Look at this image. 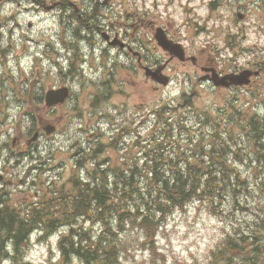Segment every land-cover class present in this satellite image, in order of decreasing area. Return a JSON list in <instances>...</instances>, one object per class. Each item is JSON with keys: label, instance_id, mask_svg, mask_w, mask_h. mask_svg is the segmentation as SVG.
<instances>
[{"label": "flooded vegetation", "instance_id": "obj_1", "mask_svg": "<svg viewBox=\"0 0 264 264\" xmlns=\"http://www.w3.org/2000/svg\"><path fill=\"white\" fill-rule=\"evenodd\" d=\"M155 1L145 2L147 12L132 14L129 12L130 7L127 4L129 0H71L67 4L72 8L68 16H72L74 19L79 18L89 33L82 36L87 40L85 48H88L90 40L100 37V34L96 33L104 28L106 33L102 39L100 53L103 58L115 60V67L111 66L110 69L104 71L99 75L97 81L91 80L87 87L86 79H89L88 74L93 65V71L96 70L95 64L91 62V56L83 59V65L79 66L76 65V59L74 62L71 60L67 69L63 72L59 69L60 73L55 76L46 73L45 68L35 67L29 77L23 76V78L15 80V76L11 72L4 70L0 78V139H2L0 154H2V150H5V147H9L7 157L14 159V157L37 151L41 143L43 141L46 143L47 139L58 136L70 141L90 126L92 131L96 127L100 131L99 123L103 120L95 119V125L91 121L96 116H106L111 106L119 108L116 118L121 119L120 111H127L126 106L124 107L125 74L129 72L141 75L144 67L156 70L157 75L163 72L170 78L174 73L181 74V79L176 80V85L180 86V93L176 98L177 105L184 102L193 103L203 96L206 89L220 93V96L223 97L225 96L224 92L233 93L236 89L252 88L256 78H259L264 70V54L261 56L263 61L254 64L247 61L242 68L235 64L237 57H259L255 54L254 45L252 47L247 45L246 36H238L239 30L242 28H237L232 36L231 33H224L223 35L227 37H220V45L207 42L197 43L196 37L205 27L199 23L192 24L190 22L184 13L185 3L179 2V7L176 9L175 5L149 4ZM258 1L264 3V0H247L239 5V8H242L240 11L242 18L238 24L241 23L244 27L249 24L251 9L248 7V3L254 4ZM57 5L59 3L53 5L37 2L34 9H50L52 12L53 7ZM174 11H179L177 15L180 18L177 20L170 19L171 12ZM46 15L49 17L47 21L52 22L54 15ZM221 31L223 32L222 29ZM159 34L167 41L180 46V52L172 54L164 50L157 40ZM33 42L38 43L36 40ZM52 52L53 48L49 50L46 45L43 55L49 59L48 65L54 63ZM221 57H231L232 59L228 62L217 61ZM2 60L3 49L0 53V63L3 62ZM102 64L104 63L102 62ZM245 70L256 72V77H252L247 86L241 87V85L234 84L237 80L235 75ZM219 76L229 79L222 80ZM47 79L53 83H47ZM214 80L229 85L215 87ZM145 81H151L153 91H161L162 85L158 81L146 76ZM133 83L136 84L135 78ZM110 86L113 87V94L108 90ZM64 87L67 88L66 99L48 107L46 92L49 89ZM82 103L89 108L87 114L91 117L85 123L81 112L76 124L77 128L72 133V130L69 131L70 124L78 114L76 112L73 116V109L68 111L67 106L73 105L77 110V106ZM3 125L9 126L3 129ZM49 127L55 128V133L51 136L46 134V129ZM90 135L81 133L79 141L75 144L77 145L81 141L84 148H88L91 144ZM101 135L99 134L96 140ZM4 180V176L0 174V182Z\"/></svg>", "mask_w": 264, "mask_h": 264}, {"label": "trees", "instance_id": "obj_2", "mask_svg": "<svg viewBox=\"0 0 264 264\" xmlns=\"http://www.w3.org/2000/svg\"><path fill=\"white\" fill-rule=\"evenodd\" d=\"M207 117L215 124V131L209 137L202 136L191 149H186L183 158L184 139L179 128L175 127L173 134L157 135L142 144L143 166L139 172L134 168L129 171L126 185L130 188L122 189L131 198L130 202L109 204V194L102 180L90 185L73 179L70 190L62 187L53 190V194L49 190L42 196L39 207L25 210L7 198L8 192L0 190V256L4 254V244L11 243L12 237L18 242L36 223L56 226L70 220L66 218L68 210H97L99 206H110L113 210H124L118 218L93 219V222H104L109 229L108 235L106 231L100 235L68 234L72 241L61 243V249L67 255L76 253L86 264H119L127 247L118 238L117 229L136 227L143 232L144 239H151L175 208L198 199L217 216L224 213L230 217L238 210H247L251 214L247 226H237L229 221L230 227L219 244L211 249L212 258L208 264H264V202L250 198L264 193V166L243 169L240 165H233L235 160L264 162L260 153L264 147V118L248 116L239 110L234 124L238 125L239 133L247 136L248 147L254 150L253 154H244L245 148L235 151L227 143L235 133L220 130L217 117ZM18 209L27 211L25 218L18 217ZM64 211L62 217H56ZM15 249L13 258L16 260L21 251L19 246Z\"/></svg>", "mask_w": 264, "mask_h": 264}, {"label": "rangeland", "instance_id": "obj_3", "mask_svg": "<svg viewBox=\"0 0 264 264\" xmlns=\"http://www.w3.org/2000/svg\"><path fill=\"white\" fill-rule=\"evenodd\" d=\"M68 1V0H67ZM143 0H130V3H127L131 8L132 12L142 13L144 10H139L140 2ZM10 6V5H9ZM230 10V9H229ZM227 10V11H229ZM224 11V10H223ZM194 12V11H193ZM196 12L200 13V16H206L210 12L203 6L201 9L198 8ZM214 15L218 14L216 10L212 11ZM216 12V13H215ZM36 16L32 19L34 25L33 28L28 31L27 35H41L44 33L45 25L42 23V13L35 12ZM192 15V13H191ZM193 17V16H191ZM211 25V29L213 28V24ZM217 24L223 25L227 29V21L222 20L217 22ZM224 28V29H225ZM30 32V33H29ZM252 34H250L251 36ZM211 35L204 38L202 34L197 38L198 41L202 42L206 39H210ZM252 40V38H250ZM256 52L260 54L263 52L262 45L260 43L257 44ZM238 62L244 63L245 60L237 59ZM20 75L17 74L18 78ZM23 78V76H22ZM50 83V81H48ZM127 86L129 84L127 83ZM126 89V97L129 105L137 104L139 105L143 99L145 103H154L156 95L150 91V89L145 84H139L133 86V88H125ZM207 99H204L200 104L206 102ZM116 102V101H115ZM197 104V103H196ZM155 105V104H153ZM87 108L83 107V114L86 115ZM9 126V125H8ZM8 126L3 125V129L8 128ZM2 139H0L1 141ZM50 144V142H49ZM48 145L43 141L37 152H32L30 154H24L19 158V166L18 170H16L14 160L8 159V151L9 147H5V150H2V154H0V174L4 176L3 183H7L8 179L12 180L15 183H19L21 179L26 180L25 176H21L22 172L30 166V161L35 157L41 159L43 154L39 155L40 152H43V147H47ZM15 158V157H14ZM68 163V162H67ZM14 175L17 177L14 178ZM67 178L62 180V183H65ZM29 183V182H28ZM9 188L12 190V185L9 184ZM27 192L19 193L18 198L25 199V202H32L35 200V193L31 191L26 186ZM24 191V190H23ZM13 198L16 195L13 192ZM27 198H24V197ZM238 218L240 217L237 216ZM223 222L219 221L218 218L212 217L208 215L203 209H197L195 206L191 205L185 210L176 211L168 220L165 228L159 233L158 237V245L163 252L165 261L162 260L163 264H201L206 259L209 254L210 248H212L223 235ZM136 230L129 231L127 239L130 242L127 252H123V264H141L145 262V264H149V259L154 257L155 259H159L158 255L152 256V251L148 248H142L138 246V237L132 235ZM140 234V232H138ZM132 235V236H129ZM37 241L38 236H32V238ZM61 235H47L45 237V242L42 246L39 245H27L23 248V255L26 256V264H56L57 260L50 261V255L52 252L56 255V257L60 256L58 251L57 242ZM10 248V247H9ZM12 251V248H10ZM4 257L0 259V264H8L9 260H4ZM59 259V258H58ZM61 261V260H60ZM60 264V262L58 263ZM63 264H66L65 262ZM71 264H83L79 260H73Z\"/></svg>", "mask_w": 264, "mask_h": 264}, {"label": "water", "instance_id": "obj_4", "mask_svg": "<svg viewBox=\"0 0 264 264\" xmlns=\"http://www.w3.org/2000/svg\"><path fill=\"white\" fill-rule=\"evenodd\" d=\"M52 101H54V100H52ZM50 103V102H49ZM53 103V102H52Z\"/></svg>", "mask_w": 264, "mask_h": 264}]
</instances>
